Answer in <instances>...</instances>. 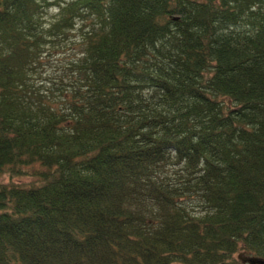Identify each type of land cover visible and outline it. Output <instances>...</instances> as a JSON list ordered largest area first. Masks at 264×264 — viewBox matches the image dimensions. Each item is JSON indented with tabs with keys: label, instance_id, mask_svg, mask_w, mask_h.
<instances>
[{
	"label": "trees",
	"instance_id": "1",
	"mask_svg": "<svg viewBox=\"0 0 264 264\" xmlns=\"http://www.w3.org/2000/svg\"><path fill=\"white\" fill-rule=\"evenodd\" d=\"M4 173L0 264L264 259V0H0Z\"/></svg>",
	"mask_w": 264,
	"mask_h": 264
},
{
	"label": "rangeland",
	"instance_id": "2",
	"mask_svg": "<svg viewBox=\"0 0 264 264\" xmlns=\"http://www.w3.org/2000/svg\"><path fill=\"white\" fill-rule=\"evenodd\" d=\"M50 14H54L53 11L49 12ZM48 15V18H49ZM70 41H74V39H70ZM69 40L66 42V45L62 47H57V49H53L52 53L46 54L42 59V67L39 71V76H41L39 79L36 77V82L39 84H42L44 82H49L51 80L52 83L48 85H43V88H51L52 90H56L57 84H58V78L60 76H65L63 66L66 65L70 59L73 57V53L75 52L74 47L71 45L72 42ZM69 48L71 49L69 51ZM66 72V71H65ZM38 166H34L29 169V172H33L36 169H38ZM13 183L20 186H32V185H38L39 182L36 180L34 176L28 175L23 177H17V178H10L7 173H4L0 176V185H5ZM235 258L241 263L246 264V261L251 258L248 254L244 253L243 251L238 252L235 254Z\"/></svg>",
	"mask_w": 264,
	"mask_h": 264
},
{
	"label": "water",
	"instance_id": "3",
	"mask_svg": "<svg viewBox=\"0 0 264 264\" xmlns=\"http://www.w3.org/2000/svg\"><path fill=\"white\" fill-rule=\"evenodd\" d=\"M246 264H264V259L260 258H249Z\"/></svg>",
	"mask_w": 264,
	"mask_h": 264
}]
</instances>
